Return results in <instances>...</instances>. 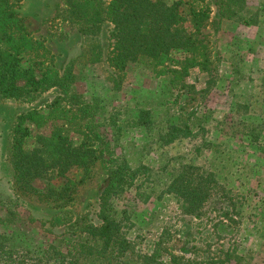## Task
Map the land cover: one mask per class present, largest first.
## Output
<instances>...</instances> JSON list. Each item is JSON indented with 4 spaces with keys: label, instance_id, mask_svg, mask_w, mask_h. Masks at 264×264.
Returning a JSON list of instances; mask_svg holds the SVG:
<instances>
[{
    "label": "trees",
    "instance_id": "obj_1",
    "mask_svg": "<svg viewBox=\"0 0 264 264\" xmlns=\"http://www.w3.org/2000/svg\"><path fill=\"white\" fill-rule=\"evenodd\" d=\"M58 1L53 20L82 40L79 56L61 70L53 67L54 56L43 41L25 28L17 13L22 0H0V97L31 102L49 91L56 94L44 109L19 115L10 128L12 184L24 195L62 208L73 202L95 164L102 166L108 181L72 239L64 231L72 222L69 213L37 215L15 192L0 189V264H210L171 253L167 232L149 253L131 234L137 228L134 205H149L158 187L157 200L172 198L180 215L193 219H201L211 201L230 199L216 174L197 163L204 147L212 146L204 139L212 113L184 115L167 108L157 126L152 112L144 108L126 118L120 110L107 113L104 97L120 91L131 65L150 68L169 91L183 90L184 79L196 69L207 73L209 60L198 37L208 15L197 6L205 0ZM215 6L218 22L257 24L254 16L244 14L246 0H216ZM107 25L112 27V42L105 52L100 35ZM78 64L103 67L109 91L88 96L78 92ZM247 109L235 104L231 112L240 115ZM221 124L214 126L216 132ZM134 129L152 133V144L160 149L198 136L203 145L194 146L196 157L171 158L161 171L141 161L132 165L118 150ZM163 173L168 175L165 180ZM28 224H38L50 241L43 246L27 240L23 229Z\"/></svg>",
    "mask_w": 264,
    "mask_h": 264
},
{
    "label": "rangeland",
    "instance_id": "obj_2",
    "mask_svg": "<svg viewBox=\"0 0 264 264\" xmlns=\"http://www.w3.org/2000/svg\"><path fill=\"white\" fill-rule=\"evenodd\" d=\"M215 2L197 1L198 9L202 8L208 15L198 39L205 47L209 71L201 73L196 69L184 79L183 90L169 91L150 68L131 65L120 91L104 96L106 112L120 110L126 118L132 111L144 108L152 112L157 126L167 108L184 115L198 110L199 114L212 113V124L206 128L209 133L204 134L212 146L204 147L197 163L205 164L216 174L230 199L211 201L204 209L205 215L193 219L181 216L172 198L162 196L157 200L161 196L158 187L154 201L133 208L137 228L131 237L143 252L153 250L159 235L167 232V248L184 259L210 264H264V0H246L245 16L257 19L253 26L223 19L218 22ZM59 5L58 0H22L17 9L29 34L43 41L54 56L53 67L57 70L79 56L82 43L76 32L53 20ZM111 31L112 27L107 25L100 35L105 52L111 46ZM76 73L81 77L75 85L78 92L88 96L109 91L103 67L78 64ZM55 95V91H49L31 102L0 97V189L8 194L15 192L24 206L37 215L69 213L72 222L64 231L72 239L107 184L102 166L95 164L73 202L61 208L14 189L9 163V133L15 119L30 110L44 109ZM235 104L246 105L247 112L234 114L231 108ZM220 123V131L216 132L214 126ZM256 137L258 141L254 143ZM153 139L152 133L129 130L118 152L132 165L141 161L161 171V166L171 158L196 157L194 146L203 145L198 136L160 149L152 144ZM23 230L27 232V240L32 239L34 244L44 246L51 239L40 232L38 224H28Z\"/></svg>",
    "mask_w": 264,
    "mask_h": 264
}]
</instances>
